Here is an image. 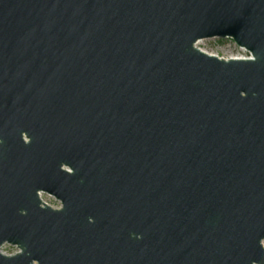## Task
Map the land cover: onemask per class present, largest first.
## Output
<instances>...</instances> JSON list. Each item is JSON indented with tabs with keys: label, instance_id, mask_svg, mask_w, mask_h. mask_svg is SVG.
Wrapping results in <instances>:
<instances>
[{
	"label": "water",
	"instance_id": "1",
	"mask_svg": "<svg viewBox=\"0 0 264 264\" xmlns=\"http://www.w3.org/2000/svg\"><path fill=\"white\" fill-rule=\"evenodd\" d=\"M263 241L264 0H0V264H264Z\"/></svg>",
	"mask_w": 264,
	"mask_h": 264
},
{
	"label": "rangeland",
	"instance_id": "2",
	"mask_svg": "<svg viewBox=\"0 0 264 264\" xmlns=\"http://www.w3.org/2000/svg\"><path fill=\"white\" fill-rule=\"evenodd\" d=\"M196 45L199 49L218 56H249L248 52H246L243 48L237 47L230 39L201 40ZM42 199L46 203H50V205L54 208L59 206V202L55 201L54 198L48 197L47 195H43ZM3 251L4 253L18 252L15 247L11 246H6Z\"/></svg>",
	"mask_w": 264,
	"mask_h": 264
},
{
	"label": "built area",
	"instance_id": "3",
	"mask_svg": "<svg viewBox=\"0 0 264 264\" xmlns=\"http://www.w3.org/2000/svg\"><path fill=\"white\" fill-rule=\"evenodd\" d=\"M250 56V55H249ZM41 195V198H42V196L43 195H47V194H40ZM48 197H50V198H53V197H51V196H49V195H47ZM43 200V199H42ZM55 200V199H54ZM56 201V200H55ZM58 202V201H57ZM47 204H49L50 205V203H47ZM51 206V205H50ZM52 207V206H51ZM60 207V203H59V206L58 207H56V208H59ZM54 208V207H53ZM6 246H9V245H4L2 248H1V251L4 253V248L6 247Z\"/></svg>",
	"mask_w": 264,
	"mask_h": 264
}]
</instances>
